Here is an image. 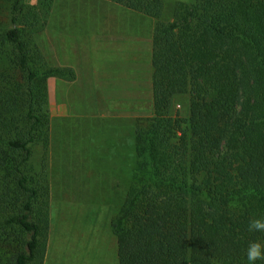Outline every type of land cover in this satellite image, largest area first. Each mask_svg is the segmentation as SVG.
Returning <instances> with one entry per match:
<instances>
[{"label":"trees","instance_id":"obj_1","mask_svg":"<svg viewBox=\"0 0 264 264\" xmlns=\"http://www.w3.org/2000/svg\"><path fill=\"white\" fill-rule=\"evenodd\" d=\"M108 1L155 19L154 115L137 127L112 222L119 264H246L248 244L264 243L248 231L264 218V0ZM42 12L0 0V264L47 253L49 181L34 147H49L48 79L76 72L36 43Z\"/></svg>","mask_w":264,"mask_h":264},{"label":"rangeland","instance_id":"obj_2","mask_svg":"<svg viewBox=\"0 0 264 264\" xmlns=\"http://www.w3.org/2000/svg\"><path fill=\"white\" fill-rule=\"evenodd\" d=\"M25 1L43 9L33 36L49 64L76 72L74 81L48 79L49 147H34L50 192L44 264H119L112 222L132 182L137 127L154 115L155 19L108 0H55L48 9L46 0Z\"/></svg>","mask_w":264,"mask_h":264},{"label":"clouds","instance_id":"obj_3","mask_svg":"<svg viewBox=\"0 0 264 264\" xmlns=\"http://www.w3.org/2000/svg\"><path fill=\"white\" fill-rule=\"evenodd\" d=\"M249 232H264V218L251 219L248 223ZM246 264H257L264 261V243L252 241L245 250Z\"/></svg>","mask_w":264,"mask_h":264}]
</instances>
